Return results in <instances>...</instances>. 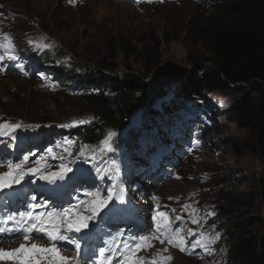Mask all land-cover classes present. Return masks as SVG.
Returning a JSON list of instances; mask_svg holds the SVG:
<instances>
[{
  "label": "rangeland",
  "instance_id": "1",
  "mask_svg": "<svg viewBox=\"0 0 264 264\" xmlns=\"http://www.w3.org/2000/svg\"><path fill=\"white\" fill-rule=\"evenodd\" d=\"M215 2L0 0V120L67 129L92 121L105 125L98 143L86 144L80 154L72 149L85 143L63 136V148L76 155L77 161L66 160L56 151H50L47 159L31 160L35 165L50 164L38 185L45 197L19 213L0 215V257L6 258H0V264H20V253L36 251L54 255L63 264H94L95 256L77 258L75 238L86 232L93 236L104 225L107 229L99 237L106 253H102L104 248L99 250L97 264H229L225 238L229 218L263 214L256 193L261 189L264 165L250 148L248 129L228 119V110L240 94L233 89L202 91L203 98L194 99L199 102L194 107L204 121H189L185 129L175 127V133L164 140L166 145L148 150V159L138 153L146 130L160 137L164 134L149 127L150 121L164 128L166 120V127L174 128L183 82L196 67L208 64L211 56L200 30ZM127 37L137 53L127 55L119 48V40ZM22 48L37 55L48 50L47 67L32 70L25 56L17 60L16 51ZM101 60L115 72L132 70L150 83V102L123 124L116 116L111 121L102 117L104 106H116V92L101 95L95 89H72L62 85L67 79L54 71L64 61L82 70H99ZM90 96L102 102H91ZM126 133L132 135L131 152L123 168L108 169L111 175L103 192L62 196L60 188L80 180L81 170L99 151L113 154V138ZM54 138L62 137L56 134ZM119 148L125 150L123 145ZM87 150H91L88 155ZM158 155V169L153 167L154 173L147 174ZM228 190H233L236 202L226 197ZM243 192L254 199L252 207L243 203L247 202L239 195ZM231 208L235 212L228 215L224 209ZM125 223V234L109 232L110 226L121 228ZM71 228L77 233H70ZM253 229L260 232L259 220ZM54 237L57 246L44 248L43 239Z\"/></svg>",
  "mask_w": 264,
  "mask_h": 264
},
{
  "label": "trees",
  "instance_id": "2",
  "mask_svg": "<svg viewBox=\"0 0 264 264\" xmlns=\"http://www.w3.org/2000/svg\"><path fill=\"white\" fill-rule=\"evenodd\" d=\"M200 36L211 57L208 64L196 67L183 82L180 112L201 119L200 114L193 108L198 105L193 99H202V91L213 93L217 90H236L240 95L230 106L228 119L237 127L248 129L252 137L250 148L260 155L264 165V0H216L212 5V12L204 18ZM118 45L127 55L137 53V47L133 46L130 37L121 38ZM48 57L47 52L39 55L38 68L45 65ZM30 58H33L32 53ZM97 66L99 70L89 68L87 73L83 74L78 73L74 67L68 68L65 65H61L56 71L64 75L67 79L65 85L70 88L88 91L96 87L100 89L101 95V88L116 92V106H104L103 109L102 117L108 121L116 116L123 124L150 102V83L146 76L132 70L115 72V68L105 60H101ZM89 99L91 102H102V99L96 96H90ZM156 124L152 122L153 126ZM104 128L105 125L92 121L69 129L24 126L21 133L23 138L32 135L47 140L51 137L54 150L59 154L68 155L62 146L64 135L85 144H97ZM56 134L62 138H54ZM130 139L131 136L116 137L113 145L117 148L122 144L128 146ZM114 157L110 161L107 155L100 153L97 160L88 167L89 171L104 178V169L111 162L112 165L122 163L118 154ZM239 195L243 201L247 200L243 203L252 207L254 199L250 194ZM226 197L237 201L233 190H228ZM256 197L263 204V214L258 217L235 215L229 218L225 237L229 264H264V178ZM224 210L228 211V215L235 212L234 208ZM256 219L261 225L260 232L253 229Z\"/></svg>",
  "mask_w": 264,
  "mask_h": 264
},
{
  "label": "bare ground",
  "instance_id": "3",
  "mask_svg": "<svg viewBox=\"0 0 264 264\" xmlns=\"http://www.w3.org/2000/svg\"><path fill=\"white\" fill-rule=\"evenodd\" d=\"M182 129H184V128H182ZM38 143H39V144H43V142H42V141H40V140L38 141ZM174 245H177V243H175V242L173 241V245H172V246L175 248V246H174ZM183 251H184V250H183Z\"/></svg>",
  "mask_w": 264,
  "mask_h": 264
}]
</instances>
